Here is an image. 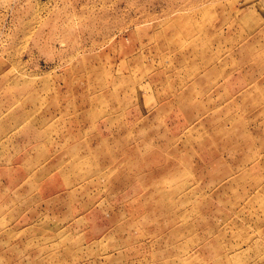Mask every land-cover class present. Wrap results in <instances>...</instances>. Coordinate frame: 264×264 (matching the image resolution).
I'll return each mask as SVG.
<instances>
[{
    "label": "rangeland",
    "instance_id": "374dc122",
    "mask_svg": "<svg viewBox=\"0 0 264 264\" xmlns=\"http://www.w3.org/2000/svg\"><path fill=\"white\" fill-rule=\"evenodd\" d=\"M0 264H264V0H0Z\"/></svg>",
    "mask_w": 264,
    "mask_h": 264
}]
</instances>
